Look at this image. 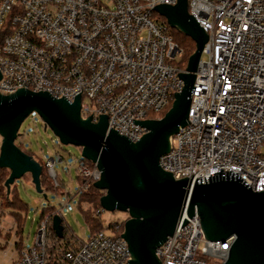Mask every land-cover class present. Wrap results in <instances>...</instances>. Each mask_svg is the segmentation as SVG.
I'll list each match as a JSON object with an SVG mask.
<instances>
[{"label":"built area","instance_id":"built-area-1","mask_svg":"<svg viewBox=\"0 0 264 264\" xmlns=\"http://www.w3.org/2000/svg\"><path fill=\"white\" fill-rule=\"evenodd\" d=\"M178 0H0V95L47 93L80 98V117L135 143L138 123L162 113L183 89L174 62L182 51L156 18ZM187 13L207 36L190 93L186 125L169 139L160 168L174 180L239 174L264 191V0H186ZM159 16V15H157ZM2 139L0 137V150ZM46 174L59 188L55 161ZM61 163V158H58ZM77 174L95 183L100 171L79 158ZM89 185H78V195ZM102 211V210H101ZM101 211L93 213L99 218ZM40 220L33 247L13 264H127L122 224L86 240L55 241L52 218ZM178 226V225H177ZM157 249L160 264H222L233 239H204L196 212ZM54 233V232H53Z\"/></svg>","mask_w":264,"mask_h":264},{"label":"water","instance_id":"water-1","mask_svg":"<svg viewBox=\"0 0 264 264\" xmlns=\"http://www.w3.org/2000/svg\"><path fill=\"white\" fill-rule=\"evenodd\" d=\"M155 13L195 43L185 73L179 77L183 89L159 120L138 123L146 133L135 143L107 130V120L97 123L80 117V98L68 103L47 93L19 90L0 95V169L9 172L4 183L7 194L15 181L30 176L38 194L42 167L21 151L15 141L22 123L36 115L64 146L80 150L81 158L100 171L94 189L103 193L102 211L128 215L122 239L131 260L127 264H160L157 249L182 228L196 212L204 239L223 244L233 239L222 264H264V191L253 192L239 174L220 169L208 178L174 180L159 166L169 151V139L186 125L190 93L207 36L187 13L186 0L173 7L158 6ZM52 162V160H50ZM178 225V226H177ZM52 230L62 239L60 217L52 218ZM176 230V231H177Z\"/></svg>","mask_w":264,"mask_h":264},{"label":"rangeland","instance_id":"rangeland-1","mask_svg":"<svg viewBox=\"0 0 264 264\" xmlns=\"http://www.w3.org/2000/svg\"><path fill=\"white\" fill-rule=\"evenodd\" d=\"M100 2L108 5V0H100ZM155 17L160 18L157 15ZM173 65L180 68L181 61L179 63L174 62ZM151 118H153L152 120H159L162 118L161 113L151 116ZM18 133L20 137L17 139L16 145L21 151L31 154L35 161H42L43 164L51 159L55 161L54 172L64 188L62 195L44 192L46 196L44 199L43 195L38 194L31 184L30 176L27 175L24 176L25 179L15 181L14 185L18 197L26 209L18 213L0 206V264L15 263L22 250L33 247L38 224L45 209L61 211L66 230L73 239L82 241L90 236L88 224L78 208L79 183L75 162L81 158L80 150L74 146L61 145L49 129L44 130L41 120L36 115L27 118L20 126ZM58 158H61V163L58 162ZM6 197L11 199L7 192ZM82 209H88L87 205H83ZM12 214L20 216L19 231L18 224ZM127 219L128 215L121 212L101 211L99 216V222L104 232H108L110 225L123 224Z\"/></svg>","mask_w":264,"mask_h":264},{"label":"trees","instance_id":"trees-1","mask_svg":"<svg viewBox=\"0 0 264 264\" xmlns=\"http://www.w3.org/2000/svg\"><path fill=\"white\" fill-rule=\"evenodd\" d=\"M162 21L166 24L165 19H162ZM167 34L172 37L173 41L178 45V47L182 51V59H181L180 69L182 71H184L187 67V63H188L189 58L195 52V43L190 38L182 35L181 33H179L176 30L170 29L169 27L167 29ZM171 106H172V101L170 102L169 106L161 113V117H163L167 113V111L171 108ZM16 141H15V144H16ZM17 147H18V145H17ZM26 154L32 156L29 153H26ZM38 163L42 167V173L40 175V187L43 190V192H53L55 194L62 195V189L64 188V185L60 184V182L57 180L59 183V188L55 189L47 177L45 164H43L42 161H38ZM89 165L91 168H93V165L91 163H89ZM7 178H8V172L4 169H0V201H1L0 206L7 207L9 209H12L15 212H18V213L25 211L26 206L19 199L18 193L16 191V186L14 184L11 187L12 189L9 193V196L11 197V199H8L6 197V190L4 188V183H5ZM25 178L26 177H23V179H25ZM77 180H78V183L80 185H84V184L89 185V190L86 193H82L79 195L78 208L82 212V214L86 220V223L88 224V227L90 229V235L101 232V231H103V229L100 225L99 218L93 217V213L101 211L100 199L103 197V193L94 189V187H93L94 183L91 182L90 180H85L78 175H77ZM83 205H87L88 209L83 210L82 209ZM92 210H93V212L91 213ZM54 212L55 211L53 209L43 210L41 220L46 215L52 214ZM12 216H14V218L18 224V231H19L20 223H21L20 216L16 215V214H12ZM123 225H124V223L122 224V227H121L122 232H123ZM62 226H63L62 239H58L55 236V234L53 233V231H52V239H54L57 242H59V241H72L73 237L69 236L64 222H62ZM4 248H2V249H4Z\"/></svg>","mask_w":264,"mask_h":264},{"label":"crops","instance_id":"crops-1","mask_svg":"<svg viewBox=\"0 0 264 264\" xmlns=\"http://www.w3.org/2000/svg\"><path fill=\"white\" fill-rule=\"evenodd\" d=\"M34 159V158H33Z\"/></svg>","mask_w":264,"mask_h":264}]
</instances>
